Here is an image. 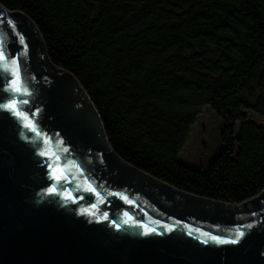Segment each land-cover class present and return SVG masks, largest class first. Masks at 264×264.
Masks as SVG:
<instances>
[{
  "label": "trees",
  "instance_id": "trees-1",
  "mask_svg": "<svg viewBox=\"0 0 264 264\" xmlns=\"http://www.w3.org/2000/svg\"><path fill=\"white\" fill-rule=\"evenodd\" d=\"M0 6L33 23L49 62L79 82L124 162L216 202L239 205L264 190V125L247 118L264 122V0H0ZM205 108L222 124L221 149L201 171L179 156ZM100 178L87 175L92 184ZM263 213L264 198L254 214L197 230L231 236Z\"/></svg>",
  "mask_w": 264,
  "mask_h": 264
},
{
  "label": "water",
  "instance_id": "water-1",
  "mask_svg": "<svg viewBox=\"0 0 264 264\" xmlns=\"http://www.w3.org/2000/svg\"><path fill=\"white\" fill-rule=\"evenodd\" d=\"M263 198L216 202L124 162L33 23L0 6V264H264V213L231 236L197 230L254 214Z\"/></svg>",
  "mask_w": 264,
  "mask_h": 264
},
{
  "label": "rangeland",
  "instance_id": "rangeland-1",
  "mask_svg": "<svg viewBox=\"0 0 264 264\" xmlns=\"http://www.w3.org/2000/svg\"><path fill=\"white\" fill-rule=\"evenodd\" d=\"M249 122L264 125V122L253 114H247ZM222 124L208 108H205L192 127L188 142L179 156L184 165L205 170L209 162L221 149L220 129Z\"/></svg>",
  "mask_w": 264,
  "mask_h": 264
},
{
  "label": "snow or ice",
  "instance_id": "snow-or-ice-1",
  "mask_svg": "<svg viewBox=\"0 0 264 264\" xmlns=\"http://www.w3.org/2000/svg\"><path fill=\"white\" fill-rule=\"evenodd\" d=\"M18 114V113H17ZM62 171V170H61ZM56 179H60V177H55ZM147 234V233H146ZM242 235V234H241ZM212 239L213 240H217V243H220V244H223V243H225L226 241H224V240H218L216 237H212ZM238 242V238H237V240H232V241H228V243H233V244H235V243H237Z\"/></svg>",
  "mask_w": 264,
  "mask_h": 264
},
{
  "label": "flooded vegetation",
  "instance_id": "flooded-vegetation-1",
  "mask_svg": "<svg viewBox=\"0 0 264 264\" xmlns=\"http://www.w3.org/2000/svg\"><path fill=\"white\" fill-rule=\"evenodd\" d=\"M183 164V163H182ZM184 165V164H183ZM184 166H186V165H184ZM208 166V165H207ZM207 166H206V168H207ZM186 167H188V166H186ZM189 168H191V167H189ZM201 171H203V170H201Z\"/></svg>",
  "mask_w": 264,
  "mask_h": 264
}]
</instances>
